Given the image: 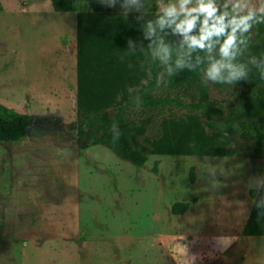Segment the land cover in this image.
I'll use <instances>...</instances> for the list:
<instances>
[{
	"label": "rangeland",
	"instance_id": "1",
	"mask_svg": "<svg viewBox=\"0 0 264 264\" xmlns=\"http://www.w3.org/2000/svg\"><path fill=\"white\" fill-rule=\"evenodd\" d=\"M106 8L0 0V103L32 116L29 133L0 142V264H264V236L242 233L249 178L264 176V155L248 140L230 134L236 154L209 156L230 173L217 174V188L204 156L149 154L134 165L106 145L76 143V14ZM263 39L258 25L251 44ZM200 85L219 115L264 123V83ZM148 116L139 144L159 133L161 117ZM178 201L193 203L173 214Z\"/></svg>",
	"mask_w": 264,
	"mask_h": 264
},
{
	"label": "trees",
	"instance_id": "2",
	"mask_svg": "<svg viewBox=\"0 0 264 264\" xmlns=\"http://www.w3.org/2000/svg\"><path fill=\"white\" fill-rule=\"evenodd\" d=\"M53 10H72V0H50ZM115 8L82 10L76 14V77L77 120L69 123L75 132L77 144L85 140L109 147L120 158L134 165H142L149 154L227 156L235 155L231 148L233 136L248 140L264 155V123L246 118H225L219 115L200 85L198 73L183 71L170 77L166 87L157 89L154 77L159 70L149 63L144 53L121 62L119 55L126 50V41L142 39L139 24L132 12L127 19ZM146 45V41H144ZM251 54L264 52V39L250 45ZM153 79L148 85L141 80ZM251 86L264 83L258 76L250 78ZM194 88L197 93H187L190 100L177 93ZM140 97L137 108L134 97ZM176 109V110H175ZM160 116L159 133L146 143L139 144L137 136L144 134L145 125L151 121L146 114ZM32 116L18 112L0 103V142L17 141L26 135ZM118 124L121 137L113 142L111 127ZM232 134V135H230ZM156 168V163H155ZM193 174L191 180H193ZM250 196L257 199L255 190ZM193 202H175L173 214H183ZM253 203L243 226L246 236H264V217L258 219Z\"/></svg>",
	"mask_w": 264,
	"mask_h": 264
},
{
	"label": "clouds",
	"instance_id": "3",
	"mask_svg": "<svg viewBox=\"0 0 264 264\" xmlns=\"http://www.w3.org/2000/svg\"><path fill=\"white\" fill-rule=\"evenodd\" d=\"M105 7L119 5L120 15L127 19L137 13L142 39L126 41L127 48L119 55L128 67L134 65L130 57L144 53L158 71L154 81L157 89L166 87L169 78L183 71L195 72L204 85L235 86L253 76L264 80V52L251 54L249 49L253 29L264 25V0H98ZM146 41V45L144 43ZM153 79L141 80L147 86ZM137 108L140 97H134ZM113 142H118L121 131L118 124L111 127ZM215 158L204 156L202 173L207 174L212 188L219 187L217 174L229 175L223 163L213 164ZM249 190L258 198L253 205L259 209L258 219L264 217V176L249 178ZM227 246L229 238H221Z\"/></svg>",
	"mask_w": 264,
	"mask_h": 264
},
{
	"label": "water",
	"instance_id": "4",
	"mask_svg": "<svg viewBox=\"0 0 264 264\" xmlns=\"http://www.w3.org/2000/svg\"><path fill=\"white\" fill-rule=\"evenodd\" d=\"M30 128H31V123H30V124H28V126L26 127V134H27V133H29V131H30Z\"/></svg>",
	"mask_w": 264,
	"mask_h": 264
},
{
	"label": "crops",
	"instance_id": "5",
	"mask_svg": "<svg viewBox=\"0 0 264 264\" xmlns=\"http://www.w3.org/2000/svg\"><path fill=\"white\" fill-rule=\"evenodd\" d=\"M55 11V10H54ZM43 22V21H42ZM47 65H49V68H50V65H51V63H47Z\"/></svg>",
	"mask_w": 264,
	"mask_h": 264
}]
</instances>
